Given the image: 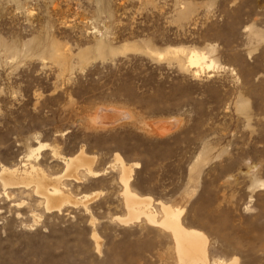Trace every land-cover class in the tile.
<instances>
[{
  "label": "rangeland",
  "instance_id": "374dc122",
  "mask_svg": "<svg viewBox=\"0 0 264 264\" xmlns=\"http://www.w3.org/2000/svg\"><path fill=\"white\" fill-rule=\"evenodd\" d=\"M169 46L211 66L149 52ZM78 151L99 175L59 184L95 194L86 207L0 183V264H179L169 232L117 219L115 155L132 191L183 209L210 262L264 264V0H0V167L56 181Z\"/></svg>",
  "mask_w": 264,
  "mask_h": 264
},
{
  "label": "bare ground",
  "instance_id": "6f19581e",
  "mask_svg": "<svg viewBox=\"0 0 264 264\" xmlns=\"http://www.w3.org/2000/svg\"><path fill=\"white\" fill-rule=\"evenodd\" d=\"M149 52L159 59L170 55L173 58L179 60L180 55L185 56L188 65L191 67H195V70L193 71L195 75L204 67H210L212 63L211 60L210 63L206 61L207 55H205V53L194 48L169 46L164 50L151 49L149 50ZM109 111H112L113 113H111V115L113 117L115 116L116 118L118 116L117 113H122L114 109H110ZM122 114H124L125 117L126 113L124 112ZM176 121L177 120L175 119L166 122L168 126L165 125V122H158L155 124V127L161 130H167L173 127L177 123ZM42 146H44V144H39L34 150H37ZM34 150L30 151L28 159L32 156ZM91 159L87 158L83 151H78L71 157H63L65 173L59 176L56 181L47 179L48 177L46 178V176H44L45 174L43 175L40 170H38L34 165L30 163H28L27 168L23 170L21 169L22 171H18L16 167L14 169H9L7 167L1 166L0 183L3 187L5 185L28 186L29 184H33L32 187L34 188L32 190L34 191L36 196L41 199L43 207L46 211H60L62 206H64L65 204L75 205L79 203L85 206L87 202L91 201L96 196L95 194H84L79 199L71 198L72 196H68L69 194L67 195L61 190L59 181L63 177L72 178L75 181H80L82 178L77 176V174H75L74 172L78 167H82L85 171V174L89 176L95 177L99 175V172L92 170ZM114 162L119 168L120 175L118 177V181L121 185V195L126 210L125 215L118 216L117 218L121 223L127 224L134 220L143 218V220L147 224L161 227L165 231L169 232L173 240L176 259L179 264H236V258H232L228 261L217 259L210 262L207 255L206 236L202 231L195 228H188L181 223L180 216L183 209L181 207L164 203L160 200L152 201L150 196H140L132 191L129 187V182L131 180L132 174V166L125 163L119 155H115ZM258 185L261 188H264V181L258 182ZM17 188L19 187L17 186ZM4 194L6 196V192H4ZM154 204H156L159 209L160 215L158 217V213L154 208ZM93 237H95V235H93Z\"/></svg>",
  "mask_w": 264,
  "mask_h": 264
}]
</instances>
